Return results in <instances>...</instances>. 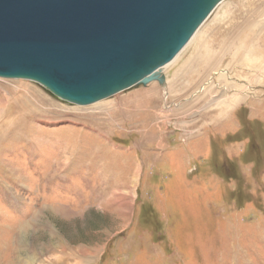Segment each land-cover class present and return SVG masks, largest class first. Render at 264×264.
I'll list each match as a JSON object with an SVG mask.
<instances>
[{
	"label": "rangeland",
	"instance_id": "1",
	"mask_svg": "<svg viewBox=\"0 0 264 264\" xmlns=\"http://www.w3.org/2000/svg\"><path fill=\"white\" fill-rule=\"evenodd\" d=\"M160 73L88 106L0 78V124L42 112L0 139V264H264V0Z\"/></svg>",
	"mask_w": 264,
	"mask_h": 264
},
{
	"label": "water",
	"instance_id": "2",
	"mask_svg": "<svg viewBox=\"0 0 264 264\" xmlns=\"http://www.w3.org/2000/svg\"><path fill=\"white\" fill-rule=\"evenodd\" d=\"M222 1L0 0V78L76 106L163 84L158 71Z\"/></svg>",
	"mask_w": 264,
	"mask_h": 264
},
{
	"label": "bare ground",
	"instance_id": "3",
	"mask_svg": "<svg viewBox=\"0 0 264 264\" xmlns=\"http://www.w3.org/2000/svg\"><path fill=\"white\" fill-rule=\"evenodd\" d=\"M223 2V1H222ZM221 2V3H222ZM218 6V5H217ZM217 6H216V8H217ZM215 8V9H216ZM214 9V10H215ZM213 13V12H212ZM211 13V14H212ZM202 26V25H201ZM196 34V33H195ZM194 37V36H193ZM189 44V43H188ZM188 44L183 48V50L188 46ZM182 50V51H183ZM182 51L173 59V61L172 62H174L176 59H177V57L182 53ZM171 62V63H172ZM170 63V64H171ZM168 66V65H167ZM166 67V66H165ZM164 68V67H163ZM163 68H161V69H163ZM160 69V70H161ZM160 70L158 71V73H159V75L161 74L160 73ZM146 90V89H145ZM137 93V92H136ZM134 94V93H133ZM123 98V97H122ZM41 99H43V98H41ZM125 99V98H124ZM14 100V99H13ZM14 104L17 106V112L16 113H19V117L17 118V119H13V120H10V119H7V120H5V121H3L1 124H0V129L3 127H1V125H5L2 129H1V131H0V139H2V136L5 134V132L6 133H8V129H10V127H19L20 125H21V122H22V118H21V115L22 116H25V115H28L29 113H35V111L36 112H38L39 114V116H42V115H40L42 112H39V111H37L35 108L33 109L32 108V106H30L29 105V103H27L26 102V98H24V97H22V96H19V99H17L16 98V100H14ZM122 102V101H121ZM112 103V102H111ZM110 103V104H111ZM117 104V103H116ZM113 105V104H112ZM44 107V106H43ZM101 107V106H100ZM105 107H111V105H109V104H106V106ZM104 108V107H103ZM115 108V107H114ZM14 112V111H13ZM10 115V114H9ZM24 118V117H23ZM16 121V122H15ZM26 121V120H25ZM24 123V122H23ZM23 126V125H22ZM17 129V128H16ZM21 129V128H20ZM19 129V130H20ZM21 132H18L17 131V133H15V136H17L18 138V141L20 140V135L21 134H23V132H22V130H20ZM21 136H23V135H21Z\"/></svg>",
	"mask_w": 264,
	"mask_h": 264
},
{
	"label": "crops",
	"instance_id": "4",
	"mask_svg": "<svg viewBox=\"0 0 264 264\" xmlns=\"http://www.w3.org/2000/svg\"><path fill=\"white\" fill-rule=\"evenodd\" d=\"M208 154V152L206 153V155Z\"/></svg>",
	"mask_w": 264,
	"mask_h": 264
}]
</instances>
